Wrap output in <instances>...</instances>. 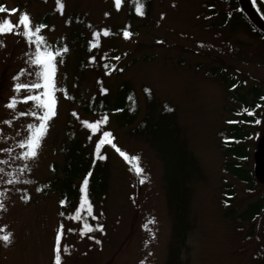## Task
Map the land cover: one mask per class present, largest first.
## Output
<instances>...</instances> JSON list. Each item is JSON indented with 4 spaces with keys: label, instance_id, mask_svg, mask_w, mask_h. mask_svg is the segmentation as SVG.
I'll use <instances>...</instances> for the list:
<instances>
[{
    "label": "rangeland",
    "instance_id": "obj_1",
    "mask_svg": "<svg viewBox=\"0 0 264 264\" xmlns=\"http://www.w3.org/2000/svg\"><path fill=\"white\" fill-rule=\"evenodd\" d=\"M214 2L150 0L149 14L131 23L128 31L132 36L125 39L121 31L117 33L118 27L127 22V5L123 0L119 11L114 0H64L65 15L76 11L97 30L108 28L113 33L109 37L101 35V53L112 52L110 62L115 65L110 74H104L103 84L110 91L124 81L133 85L141 105L138 120L147 109L143 85L150 86L161 100L177 106L175 135L173 139L167 137L157 142L162 149L144 139L132 137L130 127L120 126L116 115H112L105 125V130L112 131L117 147L130 158L139 157V161L125 160L115 149L106 148L109 154L108 189L104 202L93 203L96 211L93 225L102 223L103 233L81 234L80 221L59 215L60 193L53 191V185L43 186L56 174H64L65 154H74L77 142L70 139L67 128L76 131L78 126L71 128L67 124L71 108L85 117L77 104L65 98V83L77 96L83 93L85 99L101 91L96 86L98 73L94 69L82 73L75 66V52L70 43L73 28L68 27L66 18L59 15L45 18L48 27L43 30V35L53 48L60 40L68 44V65L63 64L62 56L57 57V115L49 122L38 157L30 162L31 171H26L21 178L32 183L15 186L25 188L31 196L30 201L25 203L20 199L23 192L4 185L12 187V191L5 200L7 211L0 212V225H8L7 230L13 232L14 237L10 246L5 247L0 242V264H54L55 234L61 221L65 225L60 241L62 264H166L175 239L173 216L178 214L176 209H169L163 158H167L177 172V154L171 150L173 146L178 147V143L181 145L184 139L187 149L198 161V168L191 176L186 195L184 223L188 235L177 264H264V218H233L246 208L247 214L254 213L255 209L249 203L264 192V104L257 113L261 123L249 125L254 129L250 166L258 177L255 187L250 188L234 176L225 175L219 135L221 128L240 123L236 119L241 121L240 117L246 114L244 111L234 112V108L242 110L240 101L229 97L233 92L221 77L227 75L229 82L235 78V85L243 84L240 92L253 86L264 91V41L258 39L253 30L248 31L240 24L239 29L232 32L228 24H220L221 13L227 8L224 2ZM0 4H6L9 9L26 10L34 22H42L46 14L55 10L57 0H0ZM260 4L264 15V3ZM106 12L110 15L105 16ZM9 18L16 23L18 14L0 13V21ZM78 29L84 31L87 39H92L91 31L83 26ZM0 40L5 45L0 47V129H3V137L8 138H0V147L15 148L16 141L25 135L26 125L34 121L31 117H19L11 126L4 124L14 115L4 105L14 94L12 77L24 69L25 74L17 82L31 83L35 77L27 73H34L36 69L26 62L25 53L31 49L23 37L9 33ZM116 56L120 59L115 60ZM89 58L88 54L85 59L88 66ZM25 94L30 93L22 91L20 96ZM248 99H252L251 94ZM32 107V102L20 103L15 114ZM87 117L91 121L99 118ZM90 134L88 129L76 131V137L87 143L92 154L96 135L90 141ZM177 134L178 140L175 139ZM0 159H8V156L0 153ZM137 163L147 176L143 184L139 183L134 171ZM226 181L232 182L236 189L235 214L231 213L233 206L225 202L227 195L223 185ZM63 185V181H58L59 189ZM37 188L42 190L37 192ZM176 200L173 196L172 207L177 205ZM228 212L230 216L226 215ZM69 227L75 230L68 232ZM65 245L68 253L63 251Z\"/></svg>",
    "mask_w": 264,
    "mask_h": 264
},
{
    "label": "trees",
    "instance_id": "obj_2",
    "mask_svg": "<svg viewBox=\"0 0 264 264\" xmlns=\"http://www.w3.org/2000/svg\"><path fill=\"white\" fill-rule=\"evenodd\" d=\"M260 1L261 0H256V5L258 6L259 10L261 7ZM141 2L143 3V10L145 12L144 16H140L136 12V0H123V3H126L127 5V22L123 26L118 27L117 33H119L121 30H130L129 28H126L127 25H131V23L134 21L142 19L149 14L150 0H141ZM216 2H224L227 8L221 13L222 20L219 22L220 24H228L229 30L231 32L238 30V26L240 24L243 28H247L248 31L253 30V33L258 37V39L264 41V33L250 21L246 13L237 11L238 8L241 9L239 0H215L214 3L216 4ZM60 4H63V14H61ZM215 4H213V6ZM64 10V0H57L55 10L46 14L42 22L48 24L46 23L45 18L52 19L55 15L65 17L66 21L69 19L72 20V23L66 24L68 27L73 28L71 29L72 33L70 43H72V48L75 52L76 68L83 71L82 73H87L88 69L90 68L94 69L95 72L98 73L96 85L97 88H100L101 90L102 88H107L103 84L104 74L106 72L111 73L113 68L109 67L106 69L104 65H111L110 58L113 56V53H107V51L101 53V37L97 41L99 47H92V42L96 40V38L93 36V32L97 30L94 25L86 17L81 16V14L77 13L76 11L70 13L69 15H65ZM89 24L92 25V28L87 27ZM53 26V24L49 23L50 28L53 29ZM78 26H83L85 29L91 31L92 39H87L84 31L79 30ZM58 42L56 47L58 46ZM61 43L68 45L67 43L60 40L59 44ZM240 52L241 51H239V53ZM88 54L90 55L89 66L85 64V59L88 57ZM237 56H239V54ZM92 57L95 58L94 61L91 59ZM67 58V53L63 54L62 62L65 65H68ZM115 72L119 73V70H116ZM227 78V75H224L221 77V81L228 85L233 92V94H230L229 97L237 98L240 101V106L242 107V110L234 108V112L238 114L239 112L244 111V109H248L249 111L254 112L255 115L249 116L247 113L243 114L242 117H240L241 121L237 120L238 118L236 119V121H239L240 123L223 127L219 131L223 160L222 170L226 176H228V174L234 176L236 180L247 184L250 188H253L257 185L258 177L250 166L253 155L252 138L254 136V129H250L249 125L256 126L253 121L258 119L257 113L264 104V99H262V97H264V91L258 86H253L252 88L245 90V92H240L244 85H235V78L232 82H229ZM233 85H235L236 88L234 90L232 88ZM142 89L145 93V103L147 109L138 120L141 111V105L136 91L133 85L130 83L124 81L120 83L115 90L110 91L109 89L108 92L103 95L101 94V91H99L87 99H85L83 93H80L77 96L75 93L71 92L69 85L65 83L63 87L64 95L66 93L67 96L74 97L75 99H68V101H70L72 104H77L85 114V117L82 118L76 112L75 108H71L67 124L71 128H74V126L77 125V130H79V132H83L87 128L82 126L81 121L87 119L91 122V119H88L87 116L94 115L99 116L100 118L103 115H107L109 123L111 116L116 115L115 117L117 118V122L120 126L130 127L129 133L132 137L144 139V141L150 143L152 146L162 149V147L157 144V142L159 143L161 140L166 139L167 137H171L173 139V136L175 135L174 130L176 126L175 119L177 114V106L171 101L161 100L155 95L153 89L148 85H143ZM145 89H149L150 91L146 92ZM250 94L252 95L251 100L248 99V95ZM129 97H131V99H129ZM257 105H259V107H257ZM166 107L167 109H171V111L166 110ZM115 109H122V111H114ZM73 111L77 113L78 118L72 115ZM67 131L70 139L72 141L76 140L77 142L74 154H65L63 159L64 174L60 176L58 174L55 175L54 173L55 176L53 180H51V182L45 183L43 186H46L47 184L53 185V191L58 194L60 193V200L67 198V204L61 207V211L64 210L63 212L65 213V216L61 218H68L75 214L74 210L79 206V197L81 196L79 187L82 184L84 176L91 170L92 175L89 177V199L93 205V214L96 215V211L94 210L95 205L93 203L97 202V205L104 202L108 189L107 179L109 170V154L106 150L108 145H105L104 149L102 150V154H105L107 158L104 160L96 159L95 163H93L95 158L94 151L92 154L90 153L87 143L82 142L81 138L76 137L77 135L75 130L69 131V128H67ZM175 139H179L178 134ZM171 152L177 154V166L179 168L177 172H174L173 165L167 158H162L166 170V190L168 195L169 209L170 211L176 209L178 216H173L175 239H173L171 254L167 259L166 264H177V259L180 257L181 247L186 245V239L188 235V230L185 228L186 225L184 223L187 215L186 195L189 191L191 176L198 168V161L195 156L187 149L186 139L181 141V145L178 143V147L173 146ZM55 171L56 163L53 164V172ZM177 173L180 174L176 175ZM179 178H181V181ZM58 181L64 182V185L61 186V189H59L57 186ZM223 190L227 195L225 202L230 206L235 205L236 189L234 184L232 182L226 181L223 185ZM173 196L177 199V205L175 204L176 206L174 207H172V204H174L172 202ZM249 206H251L252 209H255L254 213H251V215H249L250 213L247 214L249 211L246 208L245 211L237 214V216L233 215V218H264V192L261 193L255 201L250 202ZM231 213H236L234 206L231 209ZM231 213L228 212L226 215L230 216ZM87 221L92 225L94 224V219L92 217H87ZM80 222L82 226L83 221ZM176 246L179 247L178 250H176Z\"/></svg>",
    "mask_w": 264,
    "mask_h": 264
},
{
    "label": "snow or ice",
    "instance_id": "obj_3",
    "mask_svg": "<svg viewBox=\"0 0 264 264\" xmlns=\"http://www.w3.org/2000/svg\"><path fill=\"white\" fill-rule=\"evenodd\" d=\"M115 8L117 11L120 10L122 0H114ZM261 3H264V0H261ZM253 4H256V0H253ZM61 14H63V4H60ZM258 8V6H257ZM237 11L243 12V9H237ZM136 12L140 16H144L145 12L143 10V3L141 0H136ZM0 13H9V14H18V19L16 23L9 19H4L0 21V37L5 36L6 34H13L17 37H23L26 44L30 47L31 51L26 52L25 56L27 58L26 62L31 65L36 71L34 73H27L29 76L35 77V80L31 83H20V77L25 74V70L21 69L20 73L12 77L13 80V95L8 98L7 103L4 105L8 110H12L14 115L11 119L4 121L3 123L11 126L13 120L18 119L19 117H31L34 122H29L26 125L25 135L16 141V147H0V153H4L8 156V159H0V212L7 211V204L5 202L6 197L12 191V187L17 185H27L31 184L32 181L29 179H21L24 173L30 172V162L34 161L39 154L42 140L48 133L49 122L57 115L56 106L57 98L55 93L57 92L56 85V71H57V57L63 56V54L69 51L66 44L60 45L53 48L47 42V38L43 35V30L48 27L43 22H34L31 18V14L26 10H20L18 7L9 9L6 4H0ZM110 15L106 12L105 16ZM163 18V14L161 16ZM66 23H72V20L69 19ZM87 27L92 28V25L89 24ZM126 28H130V25H127ZM54 29V26H53ZM122 36L125 39H128L132 36V33L128 30H121ZM109 37L112 35L111 30L104 28L102 30H95L93 36L96 38L92 42V47H99L98 40L101 37ZM157 43H162V41H157ZM3 40H0V47H4ZM203 45L201 44V47ZM90 50V49H89ZM94 61V57L91 58ZM115 60H119L120 57H114ZM104 67L108 69L109 67L115 68V65L105 64ZM105 74H110L106 72ZM99 83V82H98ZM235 87V85H233ZM27 92L30 94H25L20 96L21 92ZM146 92H149V89H145ZM108 92L107 88H102L101 94H106ZM65 98L75 99L74 97H69L65 93ZM131 99V97H129ZM264 99V97H262ZM32 102L33 107L29 111H21L18 114H15L18 104ZM259 107V105H257ZM166 110L171 111V109ZM114 111H122V109H115ZM244 112L249 116H254V112L244 109ZM74 117H77L75 111L72 112ZM78 118V117H77ZM235 121H230L234 123ZM255 124L259 125L261 123L260 119H255L253 121ZM108 123V116L103 115L94 121H89L87 119L82 120L81 124L83 127L90 130V135L88 139L91 141L93 135H96V140L94 142V160H104L107 158L105 154H102V150L105 145L110 146L115 149L121 157H124L125 160H135L139 161V157H129V155L122 151L114 143L115 137L110 130H105V125ZM3 129H0V138L8 139L3 137ZM98 134V135H97ZM17 136L20 135L19 132L16 133ZM227 139V138H226ZM15 153V155H11ZM19 162V163H17ZM135 173L139 177V183H145L147 176L144 175V169L136 164ZM91 170L84 176L82 184L79 187V192L81 196L79 197V206L75 208V214L68 217L69 220L83 221V225L80 228L81 234L91 233V232H104V227L102 223H97L95 225L90 224L87 221V217H92L96 219V216L93 214V205L89 199V177H91ZM4 185L12 187H4ZM42 189L37 188L36 191L40 192ZM15 191L23 192L24 194L20 196V199L27 203L30 201L31 196L27 193V190L22 187H15ZM61 207L67 204V198L61 199L59 201ZM103 213H101L102 215ZM61 217L65 216V213L61 211L59 213ZM147 227V225H145ZM8 225H0V242H3L5 247L10 246L13 243L14 233L8 231ZM75 229L69 227L68 232H72ZM65 232V225L63 221L58 223L56 234H55V244H54V264H62L61 256V238ZM94 239V237H90ZM97 244L100 243L99 240L96 241ZM63 251L65 253L69 252L67 245L64 246ZM143 264V262H141Z\"/></svg>",
    "mask_w": 264,
    "mask_h": 264
},
{
    "label": "water",
    "instance_id": "obj_4",
    "mask_svg": "<svg viewBox=\"0 0 264 264\" xmlns=\"http://www.w3.org/2000/svg\"><path fill=\"white\" fill-rule=\"evenodd\" d=\"M241 8L247 14L254 25L264 33V18L258 12L253 0H239Z\"/></svg>",
    "mask_w": 264,
    "mask_h": 264
}]
</instances>
